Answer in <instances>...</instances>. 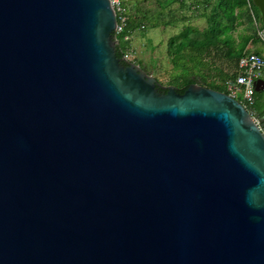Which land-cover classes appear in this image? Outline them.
<instances>
[{"label":"water","instance_id":"1","mask_svg":"<svg viewBox=\"0 0 264 264\" xmlns=\"http://www.w3.org/2000/svg\"><path fill=\"white\" fill-rule=\"evenodd\" d=\"M116 24L0 0V264H264V115L124 63Z\"/></svg>","mask_w":264,"mask_h":264},{"label":"trees","instance_id":"2","mask_svg":"<svg viewBox=\"0 0 264 264\" xmlns=\"http://www.w3.org/2000/svg\"><path fill=\"white\" fill-rule=\"evenodd\" d=\"M122 2L126 7L124 0ZM213 2L215 7L206 17L207 28L205 30L198 31L186 26L179 36L170 38L168 52L171 53L168 54L171 57L170 60L172 59L171 65L174 70L180 68L183 73L173 82L168 83L186 88L188 84L197 81L210 89L228 94L225 83L233 81L237 73L215 71L212 60L220 56L227 60L229 66L232 63L233 67H236L239 58L247 53L249 44L259 41L264 44V38L260 40L258 36V32L262 31L264 26L252 0H213ZM145 19L146 16L140 10L133 13L128 12L122 34L115 37L118 41L115 46L118 57H122L127 51L131 34L146 30L147 23L145 22L147 21ZM240 25L244 27L237 34L238 42H236L233 32ZM141 26H144V29H141ZM193 34H196L195 38L192 37ZM253 52L262 56L259 50ZM259 102L261 103L258 93H255L254 103L247 107V110L255 116L264 115V106L262 103V106H259Z\"/></svg>","mask_w":264,"mask_h":264},{"label":"rangeland","instance_id":"3","mask_svg":"<svg viewBox=\"0 0 264 264\" xmlns=\"http://www.w3.org/2000/svg\"><path fill=\"white\" fill-rule=\"evenodd\" d=\"M169 1V0H166ZM124 3L127 7V12L133 13L136 12L139 9L140 3H138V0H124ZM166 3L165 1L162 2ZM164 5V4H163ZM258 13L257 11H255ZM165 21H168L170 17L168 15H165L163 17ZM145 21V20H144ZM146 23V22H145ZM199 25L203 24L202 22L198 23ZM244 25V24H243ZM240 25L236 27V31L233 32L234 39L236 42H238L237 34L240 32V29L244 26ZM178 31L170 26H165L163 28H157L154 27L152 24H148L146 27V30L144 31H136L133 34H131L129 38V44L127 46L126 50H132L134 53L135 59H138L141 61L143 65H148L149 60L153 58L154 62L149 64V68H146V73L153 76L156 80H158L161 83H168L169 81H174L176 77H179L182 75L183 71L179 68L174 70L171 61V57H169L168 53V44L169 39L174 34H177ZM259 39H263L262 37V31L258 32ZM152 38L151 45L149 46L150 41H148V38ZM259 50L264 56V44L260 41L255 44H249L248 46V52H253L254 50ZM142 65V67H143ZM224 71L228 72L229 74H232L234 71L232 63L228 67H224ZM264 79V73H262L261 77ZM258 96L260 100L264 99V91L261 93H258ZM240 98V94H237L236 99ZM259 106H262V104L259 102Z\"/></svg>","mask_w":264,"mask_h":264},{"label":"crops","instance_id":"4","mask_svg":"<svg viewBox=\"0 0 264 264\" xmlns=\"http://www.w3.org/2000/svg\"><path fill=\"white\" fill-rule=\"evenodd\" d=\"M164 1L166 3H163V5L162 2ZM214 7L215 3L213 2V0H140L139 9L146 16L145 20L147 21V26L148 24H152L157 28L170 26L177 30L178 33L170 37L173 38L179 36L180 33L186 28V26L192 27L194 30L198 31L205 30L207 28L206 17L211 14ZM160 8H163V11H161ZM165 15H168L170 17L168 21H165V19L163 18L165 17ZM199 22H202L203 24L199 25ZM192 37L195 38L196 34H193ZM148 41H150L149 46H153L151 45V37L148 38ZM248 46L247 52L249 51ZM261 57L264 58V56ZM136 62H138L141 69L147 72L146 68H149V64L154 62V60L153 58L150 59L148 65H143L138 59H136ZM212 62L214 63L215 71H224V67H228L227 60L220 56L215 58L214 61L212 60ZM233 69L234 71L232 73H237V65L236 67H233ZM262 73H264V69ZM260 101L264 106V99ZM250 113L252 116H255L254 113Z\"/></svg>","mask_w":264,"mask_h":264},{"label":"built area","instance_id":"5","mask_svg":"<svg viewBox=\"0 0 264 264\" xmlns=\"http://www.w3.org/2000/svg\"><path fill=\"white\" fill-rule=\"evenodd\" d=\"M110 3L115 11L117 22L113 32L115 39V37L122 34L124 30L128 12L127 8L123 5L122 0H110ZM248 6L250 7V3H248ZM141 29H144V26H141ZM261 34L264 38V29ZM120 58L124 63H133L139 66L132 50L125 51ZM263 69L264 59L255 54V52H247L243 54L237 62V74L234 80L225 83L228 94L232 98L236 99L237 94H240V98L236 100L246 109L254 103L255 81L261 77Z\"/></svg>","mask_w":264,"mask_h":264},{"label":"flooded vegetation","instance_id":"6","mask_svg":"<svg viewBox=\"0 0 264 264\" xmlns=\"http://www.w3.org/2000/svg\"><path fill=\"white\" fill-rule=\"evenodd\" d=\"M158 81V80H157ZM159 82V81H158ZM162 86H164V87H167V86H174L175 88H176V92L178 93V94H183L184 93V91L187 89V87L189 86V85H191V84H200L199 82H195V81H193L191 84H188L187 85V87L186 88H182V87H180L179 85H171V84H169V83H161V82H159ZM201 85V84H200ZM203 86V85H202ZM204 87H206V86H204ZM206 88H208V87H206ZM158 92H159V94H161V95H163V94H165L166 93V91L165 90H163L162 88H159L158 89Z\"/></svg>","mask_w":264,"mask_h":264}]
</instances>
